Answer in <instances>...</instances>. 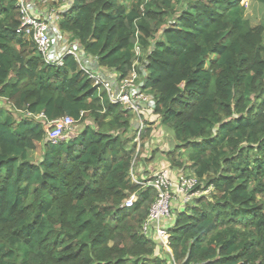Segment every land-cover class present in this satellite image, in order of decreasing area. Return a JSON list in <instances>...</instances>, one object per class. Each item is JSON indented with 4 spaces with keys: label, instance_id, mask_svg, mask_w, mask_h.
<instances>
[{
    "label": "trees",
    "instance_id": "16d2710c",
    "mask_svg": "<svg viewBox=\"0 0 264 264\" xmlns=\"http://www.w3.org/2000/svg\"><path fill=\"white\" fill-rule=\"evenodd\" d=\"M184 1L73 0L60 23L120 79L146 66L171 166L213 188L175 215L168 260L143 233L158 193L131 181V113L73 56L48 66L18 32L17 1L0 0V100L21 117L0 108V264H264V27L245 19L246 0ZM39 115L85 126L53 144Z\"/></svg>",
    "mask_w": 264,
    "mask_h": 264
},
{
    "label": "built area",
    "instance_id": "2783aa9c",
    "mask_svg": "<svg viewBox=\"0 0 264 264\" xmlns=\"http://www.w3.org/2000/svg\"><path fill=\"white\" fill-rule=\"evenodd\" d=\"M19 9L21 25L19 33L29 37L35 44L38 54L42 60L51 67L61 68L64 66V60L67 56H73L79 63L81 70L86 77L92 81L93 87L98 93H106L111 104L119 105L125 110L130 111L135 119L134 139L136 144V156L132 164L131 180L142 189L152 188L157 191L158 197L151 205L149 216L144 224V231L156 224L157 236L160 245L164 248L169 246V234L167 230L160 227L164 219H172V202L178 197H182L184 203L191 204L194 199L209 196L213 188L205 189L201 186L195 176H183L178 181H173L169 174L164 171L158 173L146 181H140L134 174V167L137 155L141 149V137L145 132V125L142 121V111H146L149 117H156V101L152 95L144 89L147 80V70L145 65L136 62L135 66L139 72L134 69L129 76L120 79L113 72L111 75H105L97 69L91 67L97 60L87 55L80 45L72 44L66 48H61V38L56 35V29H60V23L65 11L62 8H55L58 0H16ZM46 8L40 9V6ZM61 41V42H60ZM138 49V48H137ZM137 53V52H136ZM139 56L140 54L137 53ZM46 127L48 141L58 144L66 140V133L71 130L76 121L71 117H63L55 121H49L44 115H39ZM138 200L137 193L127 198L122 208H133Z\"/></svg>",
    "mask_w": 264,
    "mask_h": 264
},
{
    "label": "crops",
    "instance_id": "0c3cea01",
    "mask_svg": "<svg viewBox=\"0 0 264 264\" xmlns=\"http://www.w3.org/2000/svg\"><path fill=\"white\" fill-rule=\"evenodd\" d=\"M72 6H73V0H65L64 3L62 4V6L60 8H62V10L65 11V13H66L70 8H72ZM44 7L45 6H42L41 5L39 8L40 9H43ZM55 33H56V35L58 37L61 38V41L63 40L62 43H61V48H66V47H68V46H70L72 44H76L77 43L76 41H73L72 40V36L70 34L63 33L61 31V29L58 30V28H57ZM67 38H68L70 44H66L67 43ZM142 55H144V54L142 53ZM142 55H139V56L140 57H143ZM91 67H93L94 69H97L98 68V70L100 72L104 73L105 75H111V74H113V72L108 71L107 69H104V68L100 67L95 62H93V64L91 65ZM115 75H116V73H115ZM142 84L145 86L144 83H142ZM101 94H106V93H103L102 92L99 95H101ZM106 99L110 103L107 95H106ZM1 100H4L5 102H7L10 105V103L7 100H5V99H1ZM1 111L3 112V115H5V116H6V114H8V112H10V111L4 110L3 108H2ZM131 115H132V127L135 130L134 127L136 126V119H135V117H134V115L132 113H131ZM28 117H31V116H28ZM141 117H142V121L144 122V125H145V133L149 129L152 130L151 133L149 134L150 135L149 137L151 138V140H149V141L151 142L152 147H154L156 149L158 145H161L162 144V140L159 137L160 132L165 136L164 131L169 132L170 130H168V129H166V128H164V127H162L160 125V118L159 117H157V116L156 117L155 116L149 117L146 111H142V116ZM34 118L39 119V116H36ZM86 124L94 127L93 121H87ZM84 126L85 125H83L82 127L81 126H78V127L74 128L75 130L74 131H71L67 135L66 140H68L70 138H73V137H76L79 134H81V132L84 129ZM94 128H96V127H94ZM149 137L145 138L144 140H143V137H141V143H144L145 144L144 145L145 146V153H143V155H142L143 156L142 161L148 162V168L145 169L148 174L142 173V171H143V169H142V170L139 171V176L135 175L136 178L139 179L140 181H146V180L152 178L153 176H155L156 174L162 173L164 171H166L169 174V176L172 178L173 181H178V179H180L181 177L185 176V171L184 170L177 169V168H173L171 166V164H170V162H169V160L167 158V154L164 152V150L161 149V151L158 152V153H152L153 148L152 149L151 148H148V146H150V142L148 141V138ZM172 145L174 147V146H176V143H175V145L174 144H172ZM141 147H142V145H141ZM174 150H175V147H174ZM173 151H170V152H173ZM184 160H185V158H184ZM184 166L185 167L186 166L187 167H190L189 164L184 165ZM186 171L189 172V169L186 170ZM192 176H194V175H192ZM190 205H192V207L194 206L193 204H190ZM187 206H189V205L186 204V203H184L182 197H178L177 199L173 200V202H172V210L175 209V211H174V214L175 215L178 212H181V211L185 210ZM174 224H175V218L174 219L173 218L172 219H164L161 222L160 227L163 228L164 230H167V232H168V230L170 228H172L174 226ZM156 230H157V226H156V224H153V225H151V227L149 229H147L146 232H143V233L149 239H153V240H157L158 239L159 240V238L157 236ZM159 242H160V240H159ZM161 245L159 246V244H158V246H157L158 248H157V251H156V255L155 256H157L159 258L171 260V258H172V251H171V249L169 248V246H168V248L163 249V246H161Z\"/></svg>",
    "mask_w": 264,
    "mask_h": 264
},
{
    "label": "rangeland",
    "instance_id": "374dc122",
    "mask_svg": "<svg viewBox=\"0 0 264 264\" xmlns=\"http://www.w3.org/2000/svg\"><path fill=\"white\" fill-rule=\"evenodd\" d=\"M184 2H185L184 0H181V5L180 6H183ZM62 4H63V0H59V2L57 4H55L54 6H55V8L59 9L62 6ZM244 6H245V19L249 21L250 25L252 27H258V26L264 27V5H262V4L258 3V2H253L251 0H246ZM44 8H46V7H44ZM66 44H70L68 38H67V43ZM263 45H264V35H263ZM136 52L139 53L140 55H142V53L144 54L145 51L142 50L141 48L140 49L138 48V49H136ZM0 108L1 109L3 108L6 111H11V113L14 112L12 107L7 102H5L4 100H0ZM14 114L17 117L18 120L21 119V117H19L18 114H16L15 112H14ZM78 126L82 127L83 125L82 124L81 125L74 124L73 127L71 128V130L66 133V137L71 131L75 130L74 128H76ZM144 133H143V135H144ZM164 133H165V136L160 132L159 137L162 140V144L158 145L156 149L154 147H152L151 142L149 141V140H151V138L149 137L150 135H147V137H149L148 141L150 142V146H148V148H151V149L153 148L152 153H158L162 149L167 154L170 151L174 150L175 146L173 147L172 144L175 145V143L173 141L172 133L171 132H167V131H164ZM133 134H134V132H131V133H129L128 136L131 137ZM143 135H142V137H143ZM144 145L145 144L143 143L142 147L140 149V152H139L140 153L139 157H138L136 165L134 167V174L137 175V176H139V171L142 170V169H143L142 173L148 174L146 172V170H145V169L148 168V162L142 161V158H143L142 155H143V153H145V146ZM29 159L31 161H34V162H39L40 161V158L37 155H35V154H30L29 155ZM178 161L182 163L184 161V158L183 157L179 158ZM188 169L189 168L186 166V170H188ZM185 176L186 177L192 176V174L190 172L186 171L185 172ZM188 205L192 207V205H190V204H188ZM174 211H175V209L172 210V212H173L172 213V216H173L172 218L173 219L175 218ZM163 249H165L164 246H163Z\"/></svg>",
    "mask_w": 264,
    "mask_h": 264
}]
</instances>
